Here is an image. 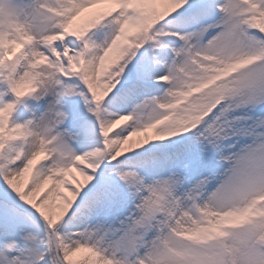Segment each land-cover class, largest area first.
<instances>
[{
	"label": "snow or ice",
	"instance_id": "obj_1",
	"mask_svg": "<svg viewBox=\"0 0 264 264\" xmlns=\"http://www.w3.org/2000/svg\"><path fill=\"white\" fill-rule=\"evenodd\" d=\"M260 105L264 0H0V264H264Z\"/></svg>",
	"mask_w": 264,
	"mask_h": 264
},
{
	"label": "rangeland",
	"instance_id": "obj_2",
	"mask_svg": "<svg viewBox=\"0 0 264 264\" xmlns=\"http://www.w3.org/2000/svg\"><path fill=\"white\" fill-rule=\"evenodd\" d=\"M107 29L104 28L102 25L101 26H97L96 30H92L88 36V38L94 42L96 45H101L104 41V35L103 33L106 32ZM161 93L156 92L153 93V95H160ZM50 102V98L45 97L43 100L40 101H36V100H32V101H28L26 103V107L25 109H27V111L25 112L24 116H23V123L31 118L34 117H39L40 115H42L48 107V103ZM61 110L63 109V102L61 101ZM254 115H258V116H264V105H260L259 107H257L254 111ZM79 117H82L80 119H77ZM67 119L65 120V123L61 126V130L62 131H66L69 133L70 136L73 137L72 140V147L77 151H86L87 149V143L85 140H83L82 136H81V129L87 125L90 124L91 121H93L94 118H92V116L89 114V112L87 111V108H83L80 109V106L78 107V105H76L75 109L70 113L66 115ZM20 119V116H19ZM21 122V120H20ZM125 122H122V125ZM22 124V123H21ZM120 126H117L116 129L114 130H119ZM111 135V133H110ZM144 135H148L151 136L152 132L151 130H149V132L147 133H141L138 136H134L130 138V142H134L136 140L142 139ZM191 134H189L190 136ZM174 140H183L182 137H175L173 138ZM83 142L82 146L77 145V143L79 141ZM165 143H169V142H165ZM187 147H188V154L190 159L193 161L194 164L199 165L201 164L205 159H206V152L201 148V146L196 143L194 140L192 141H187ZM81 167H83V165H81ZM69 179V184L68 187H74V181H80L82 178L76 173L73 172L71 174V177L68 178ZM215 187V185H210L209 186V191H211L213 188ZM80 254V255H79ZM82 254L78 253L76 256H74L72 259H78L80 260Z\"/></svg>",
	"mask_w": 264,
	"mask_h": 264
}]
</instances>
